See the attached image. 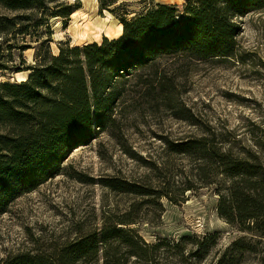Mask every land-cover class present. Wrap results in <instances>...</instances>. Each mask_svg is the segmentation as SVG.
<instances>
[{"label":"rangeland","instance_id":"rangeland-1","mask_svg":"<svg viewBox=\"0 0 264 264\" xmlns=\"http://www.w3.org/2000/svg\"><path fill=\"white\" fill-rule=\"evenodd\" d=\"M59 0L74 7L68 19L50 18L52 53L117 39L128 20L184 0ZM15 13L0 9V17ZM238 55L197 61L166 56L134 70L111 100L105 128L72 150L57 175L21 193L0 214V261L18 253H50L96 229L120 222L148 248L145 258L100 252L98 264H264V238L218 214L221 186L197 176L198 161L174 151L180 144L216 136L224 150L257 157L264 168V7L239 18ZM97 28L108 37L91 33ZM41 30V29H40ZM0 37V56L20 72H0V84L26 80L40 48L30 37ZM17 44L25 51L8 48ZM17 46V47H18ZM22 62H25L22 65ZM97 130V129H96ZM120 183V189L110 188ZM126 184L143 194L129 193ZM190 189V190H185ZM164 195L170 197L169 201ZM178 245V246H177ZM177 246V247H175ZM103 248V247H101ZM91 262V261H90Z\"/></svg>","mask_w":264,"mask_h":264},{"label":"trees","instance_id":"trees-1","mask_svg":"<svg viewBox=\"0 0 264 264\" xmlns=\"http://www.w3.org/2000/svg\"><path fill=\"white\" fill-rule=\"evenodd\" d=\"M184 1L153 7L129 20L121 17L122 35L117 39L73 48L59 45L54 54L51 40L41 41L40 36L51 35L50 18L68 19L74 7L59 0H0L1 10L16 14L0 17V37L21 35L40 42L35 63L23 69L30 71L26 80L0 84V214L16 195L32 192L57 175L73 149L89 144L105 128L106 112L117 95L113 85L166 56L197 61L236 57L238 19L264 7V0ZM103 2L110 6L115 0ZM17 46L8 48H30ZM11 58L10 54L7 63L0 61V72H20ZM221 143L213 135L171 146L197 159V176L203 182L221 186L217 211L224 221L264 238V168L254 155L240 157ZM108 184L113 190L121 188L118 182ZM122 186L143 194L136 185ZM126 224L130 223L105 222L60 249L18 253L0 264H98L101 251L114 259L121 248L126 258H145L148 245L130 229L119 227Z\"/></svg>","mask_w":264,"mask_h":264},{"label":"bare ground","instance_id":"bare-ground-1","mask_svg":"<svg viewBox=\"0 0 264 264\" xmlns=\"http://www.w3.org/2000/svg\"><path fill=\"white\" fill-rule=\"evenodd\" d=\"M122 28L123 27H122V25L120 23L117 24V31H118L119 34H121V32H122ZM110 32H111V29L110 28H108L105 33H102V29L101 28H97L96 32H92L91 34L94 37L99 38L102 35L108 37L110 35Z\"/></svg>","mask_w":264,"mask_h":264}]
</instances>
